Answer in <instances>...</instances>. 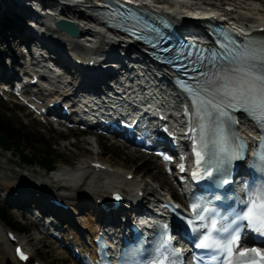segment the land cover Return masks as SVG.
Returning a JSON list of instances; mask_svg holds the SVG:
<instances>
[{"label": "bare ground", "instance_id": "1", "mask_svg": "<svg viewBox=\"0 0 264 264\" xmlns=\"http://www.w3.org/2000/svg\"><path fill=\"white\" fill-rule=\"evenodd\" d=\"M62 1V0H61ZM71 2H65L62 1V6L63 8H57L61 9L60 13H55L57 16L54 18L55 21L59 19H67V20H75L78 13L84 11L86 14H90L88 11L86 12L83 10L82 7H74L72 4L76 3L79 4L81 1L79 0H68ZM143 2L151 3L154 2V5L156 6L157 9H162V10H169V13L172 14L173 19H180L182 18L183 14L187 12L188 6L193 4L194 1L196 0H170V2L167 1H162V0H141ZM231 2V6L234 8L235 12H233L232 20L239 24H243L248 26V29L252 30L257 27H264V3L258 1V0H249V2H244L243 0H229ZM47 2V1H46ZM199 2V1H197ZM50 3V2H49ZM20 0H0V37H1V42L4 43H11V41L15 39H19L22 37L23 31L27 30V25L25 23L27 22L28 19H24V17H35L36 19H41L42 21H45L44 23L46 25L51 24V20L47 22L48 20L45 19V16H40L39 11H36V5L34 3H29L27 4L28 6L22 7L19 6ZM204 6H207L209 8H215L218 9L221 4L218 3H213L211 0H206V2L203 3ZM73 6V7H71ZM57 19V20H56ZM81 19V16H80ZM25 21V23H24ZM10 22L11 24L7 27L6 23ZM32 22H30L31 24ZM29 24V27L32 28V25ZM78 24L81 26L82 33L76 38V40H71L68 42L66 47H62L58 41L55 42L53 38L46 37V41L52 45L54 52L61 57V60L63 62H70L71 60V55L73 52L70 50V48H75V50L79 51L80 49L78 46H75V43L77 44L78 41L84 40L85 37L88 39L93 40L91 43V46L97 50V49H102L106 51L108 54H112L115 51V49L120 48L124 49V47L127 45V42H129L128 38L123 36V35H110L107 38H102L99 36L97 33H87L89 31L93 32L94 29V24L88 22L86 19L83 21H78ZM12 25V26H11ZM52 29V28H51ZM84 33V34H83ZM76 41V42H75ZM100 42V45H98ZM41 44V42H40ZM56 56V55H55ZM70 56V58H69ZM4 65V61L2 58H0V69L1 73L5 74L4 71H2ZM90 78L92 81L91 75ZM76 80V77H73V81ZM85 81V80H84ZM85 83V82H83ZM36 91V90H35ZM165 97V96H164ZM165 102L168 106H173V101H170L169 98L165 97ZM242 129L244 132H248L249 135L250 131L246 127V124L242 126ZM89 142L92 144H95L93 138L89 139ZM131 154L133 151H129ZM106 170L97 172L95 174V177L97 175H102L105 176L107 179L103 183V188L104 191L103 193L101 192H96L94 191L91 185L94 184L92 181V184L90 185L91 188L86 190L85 194H83L81 197H75L76 193L78 192L75 188L71 189L72 184H80L81 178L85 176L86 173L90 171L91 164H86L83 162H78L74 167H64L61 168L53 173L52 179L54 181H44L45 186L47 187L45 191L41 192L40 197H36L35 193L38 192L35 190L36 187H31V188H25V186H18V189H14V184L13 182L9 183L5 182L3 185V188L0 189V192L3 194V196H7L9 200L11 201H16L17 203H21L20 205L23 204V199L20 198V196H24L28 199H30L34 204L38 206H42L44 209H47L49 211H55L59 216H62L63 218L69 219V216L67 213L60 211V210H55L53 209L48 203H47V198L48 196L52 195H57V198L62 196L61 194H64L65 197H60L66 202H71L72 203V209L74 213L76 214L77 211L83 212L84 210L89 211L90 213L87 218L82 219V224L83 228L88 230V235L89 234H97L98 233V228H99V223H103L105 221H113L115 218H118L117 215H105L104 213H100L98 210L99 207L97 206V201L98 200H109V197L107 196L108 191L112 189L113 187L121 189L122 190V185L125 183L130 184L135 188L133 193H130V199L136 201L142 200V203L148 199L149 196H154V192L158 191L159 189H164L167 188L169 182L167 179H163V182L158 186H153L151 187L150 185L151 182H144L143 180H140L139 177H134L131 181L127 180L128 175H134L133 172H128L125 171L121 168H117L114 166H111L110 164L106 163ZM155 169H158L157 166H154ZM154 170V169H153ZM34 175H37L36 173ZM5 177V176H4ZM151 177L154 179L158 178V175L156 174H151ZM27 180V179H26ZM29 181V180H28ZM60 182V184H57ZM165 185V186H164ZM80 186V185H79ZM100 186V185H99ZM164 186V187H163ZM151 187V188H148ZM97 188V187H96ZM101 189V188H100ZM169 192L172 195V197H177L176 193L172 188H169ZM98 190V189H95ZM72 192V194H71ZM140 192L144 193V197H140ZM15 193L18 195L15 196ZM71 196V198L69 197ZM78 196V195H77ZM20 198V199H19ZM19 200V201H17ZM91 213H95V216H92ZM97 219V220H95ZM99 219V220H98ZM2 223L0 221V264H22L19 263L16 258H15V244H12L8 239H7V233L4 232V229L2 227ZM75 231L68 232H63L62 230L60 231V234H65L69 238L70 235H74ZM5 233V234H4ZM68 241V240H67ZM76 241L81 242L76 236ZM18 244H24L27 247V250L29 252V242H25L24 239H20V243ZM63 252V251H61Z\"/></svg>", "mask_w": 264, "mask_h": 264}, {"label": "snow or ice", "instance_id": "2", "mask_svg": "<svg viewBox=\"0 0 264 264\" xmlns=\"http://www.w3.org/2000/svg\"><path fill=\"white\" fill-rule=\"evenodd\" d=\"M151 31H156V29L153 28ZM220 47L223 48V52L219 57L212 49H208L211 52L210 65H204L202 62L200 69H195V66H192V70L197 73L193 78L196 83L193 88H188L189 92H193L195 89V94L204 93L211 96V99L204 102L203 106H206L207 119L213 129L223 125V118L230 119L229 113L222 111V108L239 105L240 109L247 111L250 107L256 106L257 96L264 102V41L259 45L249 43L238 51H233L227 45ZM206 68L207 70H205ZM184 70H188L187 66H184ZM178 87L187 88V82L178 83ZM201 107L202 104H196L197 115L200 114ZM260 107H264V103H261ZM214 113L216 115H213ZM196 155L201 156L200 152H196ZM207 163L210 167L206 171V175L212 176V168H215L219 183L228 184L230 182L225 177L230 174L233 165L231 156H220L213 146L209 150ZM197 164H200V160H197ZM181 167L183 168V165ZM192 176L196 179L200 178L196 172H193ZM114 198L120 199L121 197L117 193ZM216 199L219 200L220 197L217 196ZM241 204L247 205L245 210L234 212L226 226L220 228H217V221L213 219L211 221L212 231L208 232L206 231L208 226L203 223L206 216L199 214L197 204L192 203L193 216H186L185 220L190 227L196 229L194 233L197 240L196 247L207 251V256L202 258L199 264H224L216 257L232 253L233 248L240 256H246L251 251L264 257V253L256 248L239 250V242L245 231L256 232L264 236V199H261L259 207L251 201L242 200ZM202 211L207 212L208 209L204 208ZM257 216L261 218L259 225L256 220ZM20 254L22 255V253ZM168 264H176V262L174 259H170ZM227 264H239V262L232 260Z\"/></svg>", "mask_w": 264, "mask_h": 264}, {"label": "rangeland", "instance_id": "3", "mask_svg": "<svg viewBox=\"0 0 264 264\" xmlns=\"http://www.w3.org/2000/svg\"><path fill=\"white\" fill-rule=\"evenodd\" d=\"M223 1L225 0H211V2L218 4L222 3ZM258 1L264 3V0ZM2 48L5 49V46H2ZM6 48L8 51L10 46ZM78 53L80 54V52ZM0 115H5L15 124L28 128L30 131L36 134L35 139L37 141L52 144L56 154L58 155L59 164L57 166V170L64 167H74V165H76L78 162L89 164L98 160L102 161L103 163H108L111 166L121 168L125 171L133 172L136 177L140 178V180H143L144 182H151V187L158 186L159 183L161 184L163 182V179H167L169 184L166 186L167 188H164V190H170L169 188L174 189L172 181L163 173L157 164V159H154L152 156L142 155L138 151H135L131 154L129 152L130 148L119 146L117 143H115L116 141H110L107 139H99L97 144H92L89 142L91 137L86 135L80 136V134L76 131L68 132L70 135L76 137V143H73L72 139L68 142L61 141L63 137H68V133H64L62 131L58 132L56 128L48 127L43 123L36 121L24 107L16 105L13 102L5 101L1 98ZM38 145L39 144L36 142L31 144V146H34V148L37 150H41ZM154 166H157L158 169H155ZM35 173L37 175H34ZM151 174L158 175V178L154 179L151 177ZM52 176L53 173L52 175H48L36 167L25 168L21 164L16 153H4L0 151V189L3 188L5 182L9 183L8 181H10L11 183L13 182L14 189H18V186H25V188L36 187L35 190L41 192L45 191L47 188L45 183H43L44 181L55 182V180L52 179ZM94 177L95 175H88L84 183L75 188L78 191L75 194V197H81L83 194H85L86 190L91 188V186L93 187L92 189L94 191L103 193V183L107 179L102 175H97L96 178ZM92 181L94 182L93 185H91ZM57 184H60V182ZM71 189L74 188L71 187ZM122 189L131 194L135 190V188L128 183L123 184ZM69 197L71 198V196ZM1 199L2 198L0 197V206L6 207L5 203ZM11 214L16 222L28 227L29 222L26 221L24 215H19L17 211H11ZM88 215V211L84 210L77 218L82 220L83 218H87ZM2 227L4 232H6L7 228L4 225ZM21 238L26 240V242H29V249L31 250L35 260H38L44 264H74L71 262L67 254H65V252L58 247L57 243L53 242V240L49 238L42 237V235L35 232V230H32L28 235L21 234Z\"/></svg>", "mask_w": 264, "mask_h": 264}, {"label": "trees", "instance_id": "4", "mask_svg": "<svg viewBox=\"0 0 264 264\" xmlns=\"http://www.w3.org/2000/svg\"><path fill=\"white\" fill-rule=\"evenodd\" d=\"M36 134L25 126L15 124L7 116L0 115V148L7 152H15L20 161L28 167L40 166L53 171L58 166V155L52 144L37 141ZM38 143L41 150H37L32 143ZM0 219L14 230L24 231L25 228L16 222L8 210L0 207Z\"/></svg>", "mask_w": 264, "mask_h": 264}, {"label": "water", "instance_id": "5", "mask_svg": "<svg viewBox=\"0 0 264 264\" xmlns=\"http://www.w3.org/2000/svg\"><path fill=\"white\" fill-rule=\"evenodd\" d=\"M57 27L60 30L68 33L72 37H78V35H79V29H78V27L74 23H72L70 21L61 20V21H59L57 23Z\"/></svg>", "mask_w": 264, "mask_h": 264}, {"label": "clouds", "instance_id": "6", "mask_svg": "<svg viewBox=\"0 0 264 264\" xmlns=\"http://www.w3.org/2000/svg\"><path fill=\"white\" fill-rule=\"evenodd\" d=\"M71 186L72 187H78L79 185L78 184H72Z\"/></svg>", "mask_w": 264, "mask_h": 264}]
</instances>
